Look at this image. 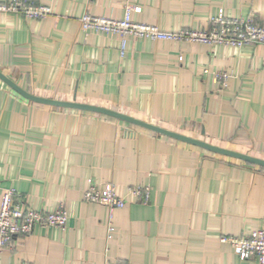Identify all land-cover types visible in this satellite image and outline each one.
<instances>
[{
    "label": "crops",
    "instance_id": "obj_1",
    "mask_svg": "<svg viewBox=\"0 0 264 264\" xmlns=\"http://www.w3.org/2000/svg\"><path fill=\"white\" fill-rule=\"evenodd\" d=\"M25 1L51 13L0 12V74L21 89L264 159V44L84 33L79 21L85 12L120 19L131 4L133 21L165 31L206 30L220 8L264 24V0ZM216 72L228 74L225 86ZM89 181L112 185L125 205L109 212L85 201ZM138 185L149 186L147 200L127 191ZM7 189L24 209L62 204L67 220L15 236L0 264H257L220 236L264 226L263 166L99 112L30 100L0 76V197Z\"/></svg>",
    "mask_w": 264,
    "mask_h": 264
},
{
    "label": "built area",
    "instance_id": "obj_2",
    "mask_svg": "<svg viewBox=\"0 0 264 264\" xmlns=\"http://www.w3.org/2000/svg\"><path fill=\"white\" fill-rule=\"evenodd\" d=\"M134 10L138 8L126 4L124 16L120 19L85 12L80 16L79 21L84 33L94 31L118 34L122 37L131 36L134 39L188 41L208 46L219 44L238 48L246 44H264L263 23H258L252 18H228L221 8L206 30L180 29L177 31H165L155 25L135 22L131 19V12ZM0 12L20 13L26 18L42 19L51 13V8L47 5L28 3L25 0H5L0 1ZM123 49L124 44L122 43L121 53ZM227 78L228 74L225 72L215 73V79L222 86L226 85ZM127 191L137 198L147 200L149 186H132ZM83 199L104 205L109 212L125 205L124 197L116 194L112 185L102 190L100 186L91 181L88 182L87 189L83 193ZM66 220L67 213L62 204L49 212L33 208L24 209L21 208L20 199L15 190L7 189L0 197V252L11 244L15 236L31 233L34 226L64 228ZM220 241L229 243L240 259L254 257L257 264H264V226L256 228L248 236L221 235Z\"/></svg>",
    "mask_w": 264,
    "mask_h": 264
},
{
    "label": "water",
    "instance_id": "obj_3",
    "mask_svg": "<svg viewBox=\"0 0 264 264\" xmlns=\"http://www.w3.org/2000/svg\"><path fill=\"white\" fill-rule=\"evenodd\" d=\"M0 76L12 87L14 88L17 92H19L21 95H23L24 97L36 101V102H41V103H45V104H50V105H54V106H59V107H70V108H77V109H81V110H87V111H94V112H99L120 120H124L133 124H136L138 126L144 127L146 129H149L151 131L160 133V134H164L191 144H195L198 145L200 147H203L205 149L217 152V153H221V154H225L228 156H232L241 160H244L246 162H250L253 164H257L260 166L264 167V159L261 158H257V157H253V156H249L246 154H241L238 152H234L231 150H227L224 148H220L211 144H208L204 141L201 140H197L194 138H190L188 136L164 129L162 127H159L157 125L148 123V122H144L129 116H126L120 112L117 111H113V110H109L106 108H102V107H97V106H91V105H86V104H80V103H76V102H66V101H61V100H56V99H46V98H41L38 96H34L32 94H29L28 92H26L25 90L21 89L20 87H18L15 83H13L12 81L8 80L6 77L2 76L0 74Z\"/></svg>",
    "mask_w": 264,
    "mask_h": 264
}]
</instances>
